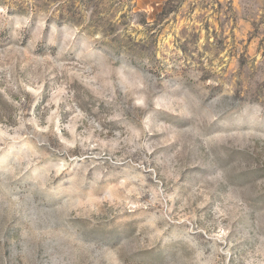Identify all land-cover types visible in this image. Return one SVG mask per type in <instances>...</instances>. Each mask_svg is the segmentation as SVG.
I'll list each match as a JSON object with an SVG mask.
<instances>
[{"label":"rangeland","instance_id":"rangeland-1","mask_svg":"<svg viewBox=\"0 0 264 264\" xmlns=\"http://www.w3.org/2000/svg\"><path fill=\"white\" fill-rule=\"evenodd\" d=\"M0 264H264V0H0Z\"/></svg>","mask_w":264,"mask_h":264}]
</instances>
